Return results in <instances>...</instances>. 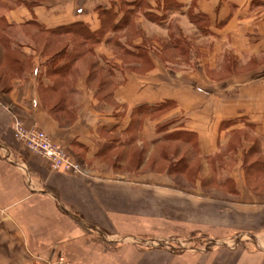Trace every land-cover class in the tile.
Here are the masks:
<instances>
[{
  "label": "crops",
  "instance_id": "obj_1",
  "mask_svg": "<svg viewBox=\"0 0 264 264\" xmlns=\"http://www.w3.org/2000/svg\"><path fill=\"white\" fill-rule=\"evenodd\" d=\"M101 10L116 15L117 25L90 43L94 70L81 66L80 57L73 66L77 77L71 72L61 84L67 95L63 121L47 104L56 82L46 71L30 78L22 93L14 84L6 100L0 94V264H33L60 254L69 264H96L99 251L112 254L98 246L101 233L109 243L114 236H144L140 229L152 219L146 214L149 192V206H159V197L184 198L196 206L198 218L207 214L205 207H217L205 201L201 182L188 196L167 189L173 182L166 175L145 183L126 180L114 167L93 166L90 177L55 172L15 140L16 119L45 131L91 164L101 160L110 136L119 133L120 143L129 141L124 134L140 108L170 102L173 107L156 122L182 119V130L195 136L196 147L191 143L190 150L211 170L214 186L226 190L232 185L238 195L227 206H259L260 196L247 185L244 171L245 156L252 154L255 142L244 135L238 150L227 148L244 129L264 141V0H66L42 12L41 22L47 29L84 22L96 32L102 29ZM135 30L138 35L131 39ZM123 57L132 61L126 64ZM227 61H232L231 69ZM181 62L187 67L179 71L175 67ZM214 71L226 74L212 82ZM91 72L94 79L106 77L101 90L89 81ZM109 101L122 115L116 116ZM68 118L73 120L64 124ZM147 133L152 135L144 122L137 141L144 143ZM258 155L264 160V149ZM157 217L170 226L183 222L170 214Z\"/></svg>",
  "mask_w": 264,
  "mask_h": 264
},
{
  "label": "rangeland",
  "instance_id": "obj_2",
  "mask_svg": "<svg viewBox=\"0 0 264 264\" xmlns=\"http://www.w3.org/2000/svg\"><path fill=\"white\" fill-rule=\"evenodd\" d=\"M63 1L66 0H40L42 5L34 7V10L30 12L31 10L20 6L18 1L0 0V21L4 19L5 24H10L9 28L0 32V94L3 99H5V93L9 92L14 84L20 86L22 93V90L30 87L32 83L30 78L36 80L39 72L46 71L47 73L52 58L63 51L66 46L81 51L82 65H80L87 70H94L95 60L92 57L93 48L90 44H86L79 36L52 34L48 31L52 29H47V26L41 22L42 12H46L47 9ZM132 32L131 39H135L138 34L136 30ZM122 59L126 64L132 61L128 57ZM231 63L232 61H227L228 69H231ZM126 64L122 65L126 66ZM185 67L187 64L181 62L176 64L175 68L182 71L186 69ZM144 68L147 70L148 64H145ZM73 69L71 72L74 77H77L78 73L73 72ZM217 72L214 71L211 74L212 82L222 80L226 74ZM27 76L30 77L27 78ZM105 79V76L93 78L91 84L94 87H100L102 83H106ZM54 80L57 82V90L49 92L46 101L55 117L63 121L61 119L64 112L62 101L67 99V95L61 87V78H54ZM197 81L204 84L206 80ZM207 84H210L208 80ZM103 97L102 94L98 96L100 99ZM111 104L116 114L117 106L114 102ZM164 108L165 106L138 110L133 115L134 120L127 134H124V138L129 141L120 143L123 138L119 133L110 136L112 142H108L109 146L105 149L106 154L101 156V160L91 162V164L75 157L74 151L62 146L80 170V174L65 173L90 177L93 173V166L103 170L114 167V170H117L119 175L122 173L126 180L132 182L140 179L145 180V183L152 182L153 178L166 175L173 182V187L167 189L188 196L201 182V192L205 201H214L217 207L214 208L215 211L209 210L211 209L209 206L205 207L204 213L208 215L204 214L198 218L196 206L184 198L185 202L176 200L175 197L170 199L159 197V206H156L158 208L149 206V202L152 201L150 199L153 197V194L149 192L147 193L146 214L152 219L148 218L147 220H151L140 229L144 236L138 238L114 236L112 239L108 238L113 241L109 243L105 241L103 238L105 236L101 233L97 236L98 246L112 250V254L105 256L104 252L99 251L95 256L96 264H264V160L258 155L260 150L264 149V141L255 137L249 129H244L231 138L227 152L238 150L244 135L247 141L255 142L251 153L256 155L245 156L244 171L247 185L252 188L253 193L260 196V200H257L259 206L248 207V205L238 204L239 207L235 203V210H233L227 205L237 201L238 195L234 194L232 185H228L226 190L214 186L211 170L208 171L202 160L190 150V144L195 142V138L191 133L182 130V119L178 116L156 122L172 106ZM119 115L122 114H116V116ZM69 119L73 120L68 118L64 124L68 123ZM20 121L23 123L22 120ZM144 122L147 132H151L152 135L147 133L146 140L142 143L137 141V137ZM24 126L27 129H39L35 126L28 128L25 124ZM218 160L222 158L219 157ZM122 164L125 168L121 166ZM163 176L161 177L164 178ZM163 214L165 217L169 214L177 216V219L183 222L170 226L164 222L166 219L157 217ZM210 214L215 215L211 217ZM126 250L129 251V255L126 254ZM58 257L65 258L62 254L56 259ZM51 260L53 259L46 261ZM65 260L69 264L67 258Z\"/></svg>",
  "mask_w": 264,
  "mask_h": 264
},
{
  "label": "trees",
  "instance_id": "obj_3",
  "mask_svg": "<svg viewBox=\"0 0 264 264\" xmlns=\"http://www.w3.org/2000/svg\"><path fill=\"white\" fill-rule=\"evenodd\" d=\"M18 1V3L20 4V6H24L26 7L30 12H32L34 9V7L36 6H41L42 3L40 2V0H15ZM41 3V4H40ZM100 17H101V21H102V29L96 32H92L89 29V26L87 24H85L84 22H78L75 24H69L66 26H62L59 28H55L52 30H48L51 31L52 34L55 35H71V36H79L81 39H83L86 44H90V43H95L96 41H99L100 39H102V37L104 36L106 29L109 28H114L116 27V23H115V17L116 15L112 14V12H104V10H101L100 12ZM40 26V24H39ZM10 27V24H5V20L2 19L0 21V32L5 31L7 28ZM69 46H66V48L61 51L60 53H58L54 58H52V62H50V68L48 69L47 73L49 74L50 77L53 78H61L62 84L65 82H68V78L67 76L71 73L73 66L75 64V62L77 61L78 58L81 57V51H79L78 49L75 48H68ZM94 77L95 74L91 72L89 81H91ZM104 85V83H102L100 85L99 90H101V87ZM53 90L56 91L57 90V82L54 83L53 85ZM64 102V101H62ZM169 105V106H166ZM173 107V104L170 102H166L165 104H163L162 107ZM147 107V106H146ZM146 107L140 108V111H143L146 109ZM161 107V108H162ZM164 108V109H165ZM193 137H195L194 135H192ZM189 138V136H186ZM193 146L196 147V142L193 144Z\"/></svg>",
  "mask_w": 264,
  "mask_h": 264
},
{
  "label": "built area",
  "instance_id": "obj_4",
  "mask_svg": "<svg viewBox=\"0 0 264 264\" xmlns=\"http://www.w3.org/2000/svg\"><path fill=\"white\" fill-rule=\"evenodd\" d=\"M12 129L15 140L47 160L53 171L80 174L79 167L67 150L57 145L46 132L36 128L27 129L18 119L14 120ZM33 264H67V262L64 257H58L55 260H41Z\"/></svg>",
  "mask_w": 264,
  "mask_h": 264
}]
</instances>
